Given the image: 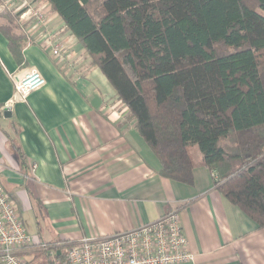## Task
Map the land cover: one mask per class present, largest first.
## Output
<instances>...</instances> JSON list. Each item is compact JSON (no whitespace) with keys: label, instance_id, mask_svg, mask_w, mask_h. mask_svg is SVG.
<instances>
[{"label":"crops","instance_id":"1","mask_svg":"<svg viewBox=\"0 0 264 264\" xmlns=\"http://www.w3.org/2000/svg\"><path fill=\"white\" fill-rule=\"evenodd\" d=\"M30 2L44 25L23 9L0 13V25L12 15L24 38L16 54L0 27V179L35 239L65 255L84 238L179 210L195 255L188 264H264V228L223 196L202 153L195 152L193 183L160 175L158 156L101 68L49 1ZM54 46L72 52L75 62L60 60ZM31 68L46 83L20 99L15 80ZM24 256L28 264H47L42 252Z\"/></svg>","mask_w":264,"mask_h":264},{"label":"trees","instance_id":"2","mask_svg":"<svg viewBox=\"0 0 264 264\" xmlns=\"http://www.w3.org/2000/svg\"><path fill=\"white\" fill-rule=\"evenodd\" d=\"M47 1L127 105L160 175L193 183L199 150L223 196L264 228V0Z\"/></svg>","mask_w":264,"mask_h":264},{"label":"built area","instance_id":"3","mask_svg":"<svg viewBox=\"0 0 264 264\" xmlns=\"http://www.w3.org/2000/svg\"><path fill=\"white\" fill-rule=\"evenodd\" d=\"M26 10L38 24H45L40 8L30 0H0V13L8 9ZM60 60L72 58V53L53 47ZM45 78L36 68L26 71L15 80V90L20 99L41 88ZM2 166H0L1 178ZM179 210H172L159 219L135 229L103 237L84 238L67 248L64 258L57 259L58 247L36 240L26 229L16 198L5 191L0 179V264H28L24 254L34 250L45 254L50 264H188L195 255L189 249Z\"/></svg>","mask_w":264,"mask_h":264},{"label":"rangeland","instance_id":"4","mask_svg":"<svg viewBox=\"0 0 264 264\" xmlns=\"http://www.w3.org/2000/svg\"><path fill=\"white\" fill-rule=\"evenodd\" d=\"M100 1H101V0H95V4H93V6H95L96 4H98ZM93 6H92V7H93ZM71 53H72V52H71ZM73 59H74V60H73ZM72 62H73V63L75 62V58L73 57V53H72ZM234 143H235V140H234V137H233V136L229 137V138L226 140V142H225V144H227L228 147L234 145ZM231 148H232V147H231ZM19 206H20V205H19ZM25 223H26V225L28 226V228H26V229H28V231H29L30 233L34 232L33 229H32L33 224H32L28 219H25ZM27 226H26V227H27ZM39 255H40V254H39ZM42 260H44V259L42 258Z\"/></svg>","mask_w":264,"mask_h":264}]
</instances>
